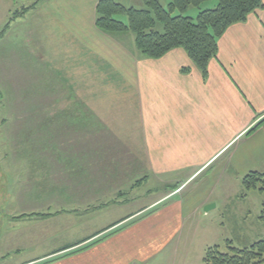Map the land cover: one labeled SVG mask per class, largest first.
I'll return each instance as SVG.
<instances>
[{"label": "crops", "instance_id": "crops-1", "mask_svg": "<svg viewBox=\"0 0 264 264\" xmlns=\"http://www.w3.org/2000/svg\"><path fill=\"white\" fill-rule=\"evenodd\" d=\"M99 1L0 0V16L27 10L11 22L13 43L37 59L30 74L43 79V87L34 84L30 95L40 90L49 97L43 105L30 103L28 110L46 113L48 133L66 131L57 143L81 150L77 164H69L62 152L44 156L46 168L53 160L76 170L75 183L48 190H58L60 198L41 201L37 195L7 193L25 210L0 219V228L5 227L0 264L23 255L30 258L14 264H153L179 250L186 229L205 207L217 208L214 197L223 182L242 184L250 172L264 173V0L263 8L220 38L206 79L183 49L149 59L137 50L135 37L99 30ZM18 69L12 80L19 90ZM8 75L0 71L2 85ZM21 175L12 177L14 182ZM138 179L144 183L133 192L149 183L159 186L145 198L162 189L175 192L124 211L131 207L110 197ZM4 203L0 200V207ZM86 220L89 225L78 235L65 236V227ZM53 225L54 244L51 239L47 244L37 231Z\"/></svg>", "mask_w": 264, "mask_h": 264}, {"label": "rangeland", "instance_id": "rangeland-1", "mask_svg": "<svg viewBox=\"0 0 264 264\" xmlns=\"http://www.w3.org/2000/svg\"><path fill=\"white\" fill-rule=\"evenodd\" d=\"M118 1L126 4L125 6L128 8L146 9L145 4L140 6L138 1L141 0ZM161 3L166 7L168 1L161 0ZM216 6L217 0H211L202 4L199 8H190L187 14L195 18L200 12L213 9ZM13 13L10 16H0V41L2 39V42H0V71L2 70V74L8 73V78H10L3 85L0 83V176H5L2 182L0 178L1 189L4 187V190L0 192V200L6 202L0 207V211L2 212L0 215L1 220H4L8 215L17 214L18 212L21 213L25 210L16 207V204L10 201L12 198L7 199V193L9 192L14 196V192L19 191L21 197L26 199L31 197V195H37L36 197H39L41 201L60 198L61 195L59 196L58 190L52 193L48 190L52 189V187L55 188L60 183H75L76 170L75 168H67L70 166L66 163L64 166L63 162L54 163L53 160H50L52 163L50 165L51 168H46L44 156L50 155V153L62 152L63 156H69L66 158L69 164H77V153L81 151L76 144L57 143L67 133L62 128L51 129V132L48 133V122L45 120L46 113L44 115V112L41 111L31 112L28 110L30 103L43 105L47 99L49 101V97H45L43 92L42 95L39 94L40 90H36L37 94L34 96H31L29 93V90L33 89L34 84L43 87V79H38L36 77L37 75L30 74L31 67L37 64V59L30 54L27 48L14 46L13 37L15 32L11 28L10 22ZM120 19L127 21L126 17H121ZM9 23L10 25H8ZM159 30H162V25L159 26ZM127 35L128 39L131 38L134 41V34L130 32ZM31 61L32 64H30ZM18 68H20L21 75L16 76V81H18V84L22 83V86L20 84L18 85L22 88L19 90L18 87L13 85L12 80V75L16 70H19ZM22 72L26 74H22ZM30 75L33 78V83L29 86L31 82ZM34 115H37L38 118ZM48 126L50 127L49 124ZM47 137L52 143L50 141L46 142ZM19 155L27 157L34 155L38 159H21L22 157ZM34 156L32 157L34 158ZM17 174H22L21 176L23 178L20 177L18 182H14L12 177H18ZM5 179H7L6 182ZM143 183L144 179H138L131 184L126 181L124 185L128 186L130 184L126 188L127 190L113 193L114 195H111L110 199L124 201L123 203L125 205L131 207L124 209V211L141 209L143 207L142 205H145L147 201H150L154 197H151L150 192L149 198H145L146 192L159 187L157 184L149 183L141 190L133 192L135 189L140 188ZM224 184L225 182L220 186L222 188L218 189L214 197L215 204H218L217 208L206 213L205 207L201 215L195 221L191 222L186 229L182 243L179 245V250H175L176 252L170 250V254L167 253L153 264H203L206 251L210 247L219 245L226 249V245L231 241L233 247L244 249L264 239V223L260 220L264 194L260 193L259 190H252L246 193L241 182H230L228 185ZM173 188L178 190L180 187L174 186ZM165 192L173 193L175 191L173 189L169 191L162 189L159 193H154V198H157L158 195H161V193L164 194ZM96 194L100 199L102 193ZM62 195H64V192ZM30 201L33 202L31 199ZM39 209L41 208H36L35 210ZM203 214L204 216L202 217ZM35 215L44 216L42 213ZM8 218L4 221H8ZM99 218L96 221H108L109 218H113V215L107 218H103V216ZM71 223H74V221H71ZM89 223L90 220L78 221L73 226L65 227V236L70 235L74 237L78 235V232L82 231L81 228L89 225ZM54 227L55 225L51 226V229H48L47 232L44 230L37 231L40 232L38 233L39 238H43L42 240L47 244L51 239L52 244H54L53 239L57 232H53ZM60 227L57 226V228ZM0 229L2 232L5 227ZM68 237L63 238L62 242L65 240L67 242ZM57 243L55 242V244ZM38 249L41 251L43 247L40 248L39 245ZM26 258H30V256L23 255L20 258L14 256L10 260L14 259L12 261L14 264L15 260Z\"/></svg>", "mask_w": 264, "mask_h": 264}, {"label": "trees", "instance_id": "trees-1", "mask_svg": "<svg viewBox=\"0 0 264 264\" xmlns=\"http://www.w3.org/2000/svg\"><path fill=\"white\" fill-rule=\"evenodd\" d=\"M167 1L164 7L161 0H143L146 9H136L115 0H100L96 8V26L111 35L131 32L137 50L149 59L157 60L172 50L183 49L206 79L208 65L217 57L219 40L228 28L245 22L249 15L263 8V0H217L215 8L202 11L193 18L187 14L189 9L199 8L211 0ZM26 11H15L10 22ZM121 17H126L127 21ZM263 124L264 121L260 125ZM242 185L246 193L259 190L264 194V173L250 172L244 176ZM260 220L264 223V202ZM203 264H264V239L244 249L233 247L231 241L226 249L219 245L210 247Z\"/></svg>", "mask_w": 264, "mask_h": 264}, {"label": "water", "instance_id": "water-1", "mask_svg": "<svg viewBox=\"0 0 264 264\" xmlns=\"http://www.w3.org/2000/svg\"><path fill=\"white\" fill-rule=\"evenodd\" d=\"M216 207V205H210V206H207L206 208H205V211L206 212H209V211H211L212 209H214Z\"/></svg>", "mask_w": 264, "mask_h": 264}]
</instances>
